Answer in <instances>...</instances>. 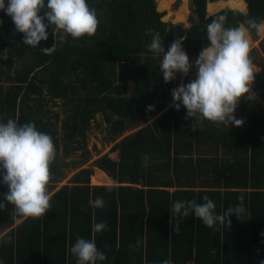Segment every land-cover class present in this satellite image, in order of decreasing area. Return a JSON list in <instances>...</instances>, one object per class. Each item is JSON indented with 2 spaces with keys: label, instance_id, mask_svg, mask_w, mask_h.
Returning <instances> with one entry per match:
<instances>
[{
  "label": "trees",
  "instance_id": "obj_1",
  "mask_svg": "<svg viewBox=\"0 0 264 264\" xmlns=\"http://www.w3.org/2000/svg\"><path fill=\"white\" fill-rule=\"evenodd\" d=\"M209 1H214L210 8H233L208 14ZM245 1L246 12L226 1L192 0L197 20L182 27L163 19L157 0H88L97 11V31L81 38L64 34L61 40V30L56 29L55 38L49 27L48 40L38 47L55 43L51 55L24 44L23 33L0 10V54L5 51L8 57V70L0 68V119L34 122L56 145L46 214L21 218L6 201L0 209L4 264H76L70 249L78 236H94L106 254L99 264H160L168 258L174 264L264 261V113L246 112L250 123L242 128L188 118L185 107L177 110L172 104L173 85L159 69L163 53L156 56L147 47L153 33L146 30L153 29L166 50L183 37L191 54L199 55L208 43L206 25L216 16L226 17V27L249 17L264 18V0ZM174 2L179 0L160 5ZM186 13L184 5L177 18ZM16 61L21 65L11 72ZM254 62L261 68L255 73L256 90L264 95V60ZM50 103L64 112L61 132L60 112ZM246 104L242 99L244 111ZM99 112L111 119L115 143L91 166L82 167L92 158L87 135ZM75 153L82 158L67 160ZM68 167L78 170L58 187ZM101 170L117 184H92L91 176L97 178ZM6 191L0 185V197ZM205 195L215 202L217 213L235 207L243 195L246 218L233 215L230 225L226 217L223 225L209 228L192 215L171 216L174 201L203 203ZM98 196L104 198L103 208L90 203ZM100 221L108 227L94 234L92 225Z\"/></svg>",
  "mask_w": 264,
  "mask_h": 264
},
{
  "label": "clouds",
  "instance_id": "obj_2",
  "mask_svg": "<svg viewBox=\"0 0 264 264\" xmlns=\"http://www.w3.org/2000/svg\"><path fill=\"white\" fill-rule=\"evenodd\" d=\"M0 10L11 17L15 30L23 33L24 44L39 48L46 55L55 51V43L50 47L38 46L42 40H48L49 27L55 38L56 29L61 30L60 39L63 40L64 34L73 38L91 36L99 23L97 11L88 0H0ZM41 10L43 15H40ZM225 21L224 15H218L206 25L208 43L194 62L196 78L173 88L171 95L173 106L177 110L185 107L188 118L241 126L244 121L238 119L235 112L241 98L250 93L256 73L250 56V34L254 30L257 36H264V18L249 17L236 27H226ZM146 31L153 33L147 45L149 51L156 56L163 53L159 69L165 82L175 79L177 73L188 75L193 62L183 48L184 38L174 40L166 50L159 33L153 29ZM148 107L149 111L153 110L152 105ZM55 158L56 145L52 136L40 131L34 122L20 124L11 117L6 121L0 119V185L7 187L0 197V209L6 207V201L14 206V214L21 218H39L46 214L51 207L48 185L50 165ZM202 199L203 203L194 199L174 201L171 216L192 215L209 228L223 225L226 217L230 225L233 215L246 218L243 195L238 197L239 203L235 207H229L222 213L216 212V204L209 196ZM90 203L95 208L105 206L102 196ZM173 226L179 234V224ZM107 227L104 221L94 222L92 232L99 233ZM70 251L76 258V264H99L106 259L94 236L91 239L78 236ZM0 264H4L3 260ZM160 264L174 262L168 258Z\"/></svg>",
  "mask_w": 264,
  "mask_h": 264
},
{
  "label": "rangeland",
  "instance_id": "obj_3",
  "mask_svg": "<svg viewBox=\"0 0 264 264\" xmlns=\"http://www.w3.org/2000/svg\"><path fill=\"white\" fill-rule=\"evenodd\" d=\"M163 0H157L161 11H165V15L163 16V19L166 21H170L174 24H181L182 27H189L190 25H192L193 22H195L197 20L196 15L193 12L192 9V0H179V3L176 4L175 2L169 5H160V3ZM216 1V0H215ZM224 1L228 0H219V3H224ZM245 1V0H244ZM210 2H214V1H209L207 4V12L208 14H213L223 8L229 7V8H233L229 5H215L213 7L210 8L211 3ZM246 2V1H245ZM186 6L187 8V13H186V17L184 19H178L177 18V12L183 7ZM238 9V8H237ZM244 12H246L248 10V6H247V2H246V6L243 9H240ZM264 36H258V38H254L252 33L250 34V39H251V50H250V56L253 60V64L255 66V70L256 72H259L261 70V68L254 62L255 60L259 61L260 59L264 60ZM183 44V48L184 50L187 52V54L189 55L190 61L193 62V67L190 71V73L188 75H184L182 73H177L176 78L173 79L171 81L173 88H176L177 86H179L181 83H187L192 79L196 78V74H197V69L195 67V60L197 59L198 55L196 54H191V52L188 50L187 46ZM7 64H8V57L7 54L4 52H2L0 54V68L2 69V71H7ZM21 65V63L19 61H16V66L11 69V72L15 71V69L19 68ZM121 69V67H120ZM5 76H3L4 78ZM249 96H252L251 99H249ZM242 99H247V104H246V110L244 111V109L241 106V102L239 103V105L237 106L235 115L238 119H242L244 121V123L241 126H238L239 128L242 127H246L249 125V117L247 116L246 112H261L264 113V95L260 94L257 90H256V86H255V81L252 84V88L250 93L245 94L244 97L241 98ZM173 104V102H172ZM52 109H54V111H59L60 112V120L58 121V127H59V131H62L61 128V124H62V120L64 118V112L62 110L61 106H55L53 104H51ZM60 105V104H59ZM111 118L112 116L109 115ZM110 123H111V119L108 117V115H106L105 113L99 112L95 115L94 119L91 120V126L90 129L88 131V135H87V146L90 149V151L92 152V158L90 159V161H88L87 163L83 164L82 167H87V166H91L92 162L94 159H96L98 156L108 152L110 150V148L112 147V145L114 144V141H111V132H110ZM230 125V123H225ZM136 128L130 129V131L135 130ZM82 158L80 153H75L72 154L67 160L69 161H74V160H78ZM97 167L94 168V173L96 172ZM78 169L73 168V167H68L66 169V176L64 177V179H62L59 183H58V187L61 186L62 184L66 183L68 181V179L77 171ZM93 173V174H94ZM93 176V175H92ZM91 176V183L93 184H116V182L109 176L107 175V173L104 170H101L98 173V177L92 179ZM112 181V182H111Z\"/></svg>",
  "mask_w": 264,
  "mask_h": 264
},
{
  "label": "bare ground",
  "instance_id": "obj_4",
  "mask_svg": "<svg viewBox=\"0 0 264 264\" xmlns=\"http://www.w3.org/2000/svg\"><path fill=\"white\" fill-rule=\"evenodd\" d=\"M228 4H234L241 6V9H243L246 6V2L244 0H228Z\"/></svg>",
  "mask_w": 264,
  "mask_h": 264
},
{
  "label": "crops",
  "instance_id": "obj_5",
  "mask_svg": "<svg viewBox=\"0 0 264 264\" xmlns=\"http://www.w3.org/2000/svg\"><path fill=\"white\" fill-rule=\"evenodd\" d=\"M115 143V142H114ZM108 175V174H107ZM112 182V181H111ZM94 184V183H93ZM114 184V183H113ZM117 184V183H116Z\"/></svg>",
  "mask_w": 264,
  "mask_h": 264
}]
</instances>
